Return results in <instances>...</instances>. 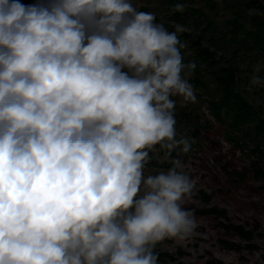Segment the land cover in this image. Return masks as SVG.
Returning a JSON list of instances; mask_svg holds the SVG:
<instances>
[{
  "label": "clouds",
  "instance_id": "obj_1",
  "mask_svg": "<svg viewBox=\"0 0 264 264\" xmlns=\"http://www.w3.org/2000/svg\"><path fill=\"white\" fill-rule=\"evenodd\" d=\"M174 27L133 0H0V264H158L200 235L172 99L198 103L196 65ZM151 152L170 167L146 175Z\"/></svg>",
  "mask_w": 264,
  "mask_h": 264
},
{
  "label": "rangeland",
  "instance_id": "obj_2",
  "mask_svg": "<svg viewBox=\"0 0 264 264\" xmlns=\"http://www.w3.org/2000/svg\"><path fill=\"white\" fill-rule=\"evenodd\" d=\"M256 1L264 5V0ZM19 2L32 5L46 0ZM246 2L133 0L138 10L155 13L156 23H162L168 31H174L175 24L190 29L179 35L185 45L181 54L185 64L196 65L189 82L196 90L198 103L181 106L179 97L172 99L177 101L178 136L187 134L195 141L193 152L181 159L196 182L192 199L184 207L194 210L200 235L182 244L174 240L159 243L155 249L158 264H264V131L255 130V122L250 120L232 122L230 115L222 113L216 117L210 105L217 97L214 74H224L228 63H232L236 67V89L264 118V87L248 90L253 74L264 78V54L247 50L251 40L244 45L238 43L241 38L237 42L230 39L228 21L234 16L242 18L245 29L252 28L247 19L253 12L264 19V11H254ZM177 3L184 5L182 13L173 12ZM207 20L212 24L210 30L205 29ZM200 46L209 51L208 61L197 56ZM235 48L237 53H233ZM160 155L150 153L146 175L170 167Z\"/></svg>",
  "mask_w": 264,
  "mask_h": 264
},
{
  "label": "trees",
  "instance_id": "obj_3",
  "mask_svg": "<svg viewBox=\"0 0 264 264\" xmlns=\"http://www.w3.org/2000/svg\"><path fill=\"white\" fill-rule=\"evenodd\" d=\"M235 3L240 4V0H235ZM248 7H253L255 10L264 11V5L258 3L256 0H248L246 2ZM235 14L238 13V7H236ZM195 11V10H194ZM197 12V10H196ZM234 14V15H235ZM203 17V15H200ZM206 18V17H205ZM204 18V19H205ZM252 23V28H244L242 18L234 16L228 21L231 29L230 39L238 43H243L246 45L245 41L251 40L252 44L247 48V50H253L256 53L264 54V19L258 16L257 13L249 16L248 19ZM212 24L207 20L205 24V29H211ZM243 30V32H241ZM197 44L200 41L197 40ZM238 48L233 49V53H237ZM209 51L206 48L198 47L197 56L204 58L208 61ZM211 63L212 60H209ZM225 73L221 75H216L215 80L218 81L215 84V90L217 92V97L211 100V107L214 110L215 116L220 117V113L224 115H230L232 122H245L250 120L254 123L255 130L264 131V118L257 115L253 105L245 100L237 88V78H236V67L232 63H228Z\"/></svg>",
  "mask_w": 264,
  "mask_h": 264
}]
</instances>
